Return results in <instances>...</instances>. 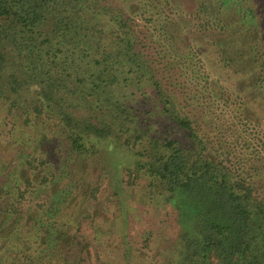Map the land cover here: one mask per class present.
Returning <instances> with one entry per match:
<instances>
[{
  "label": "trees",
  "instance_id": "trees-1",
  "mask_svg": "<svg viewBox=\"0 0 264 264\" xmlns=\"http://www.w3.org/2000/svg\"><path fill=\"white\" fill-rule=\"evenodd\" d=\"M167 11L188 26V49L201 47L192 28L203 24L218 52L264 73V0H0V129L9 115L36 121L34 136L16 126L0 136V264H99L91 248L113 236L84 227L96 177L109 175L102 140L134 154L129 184L142 179V201L165 207L175 229L153 263L149 238L147 252L135 250L124 217L121 249L105 264H264V197L217 154L212 112L177 91L202 78L173 51ZM54 134L71 154L37 185Z\"/></svg>",
  "mask_w": 264,
  "mask_h": 264
},
{
  "label": "rangeland",
  "instance_id": "rangeland-1",
  "mask_svg": "<svg viewBox=\"0 0 264 264\" xmlns=\"http://www.w3.org/2000/svg\"><path fill=\"white\" fill-rule=\"evenodd\" d=\"M136 1L144 2L145 0ZM166 18L170 20L168 22L171 23L172 32L175 35V38L171 41L173 51L184 53L189 57L187 59L184 56V60L186 58L192 68L200 72L202 78L201 85L197 86V89L177 91L183 92L185 98H187L186 104L188 102L193 104V98L195 99L198 95L197 99L201 100L199 105L201 104V107H204L205 110L208 109L212 112L213 116L210 120L212 119L214 130L210 129L211 132L213 131L211 136L223 148L217 154H221V158L225 159L226 163L236 172L249 173L252 175L250 178L255 177L253 183L264 197V101L262 99L264 73L249 72L251 70V58L249 57L241 59L240 62L242 63L238 66L235 56L230 54L227 57L222 52H218L216 43L210 37L212 32H210V29L207 31L203 24L201 27L198 25L192 28L196 32L199 30L197 34L199 41L202 42V48L193 46L192 50L188 49L191 40L188 26L176 20L170 12H168ZM156 39L154 38V40ZM204 40H206V43ZM251 40L252 36L249 37L247 42H244V45ZM186 42H188V45ZM161 44L162 41L158 44L159 50H161ZM239 68H241V71L238 70ZM181 74L184 73L181 72ZM36 95L35 91L27 92L25 98L29 101L35 98ZM194 104L196 105V102ZM4 125L0 129V132H2L0 133L1 138L4 135L10 136L11 131L15 129L14 126L19 131L24 130L23 132L27 133V136L24 137L35 135L36 121L33 116H30V120L25 124L23 119L17 121L9 115ZM14 137H10V140ZM48 143V146L45 145L41 149L40 156L48 160L49 166L35 164L39 168L38 171L36 170L38 172L37 185L42 184L44 176L49 172L63 171V163H65L66 157L71 154L66 142L61 138H56L55 134L48 138ZM98 148L109 169V175L96 177V183L102 188L96 193L98 200L88 204V207L93 210V221L91 220L90 223L86 224L84 232H92L93 236H100L99 232L101 234L109 233L113 236L109 239L108 244L106 242L102 245L95 243L92 246L93 252L100 254L98 263L105 264L107 259L114 260V254L120 251V235H123L124 231L121 221L124 217L130 218L131 228L129 232L135 250L142 249V253H145V249L147 252L149 248L145 246L144 240L149 238V246L152 250L147 253H149L150 260L156 263L160 260L157 255L158 246L162 245L164 239H170L172 232L175 231L172 219L166 217L165 207L160 208L155 205V202L150 204L142 201L138 186L142 183V179L138 180L136 185L129 184L132 179L130 180L126 169L133 167L136 162V158L131 151L117 147L109 140L98 142ZM121 179L124 180V183L118 185L117 181ZM97 184L91 185L89 192ZM119 189L121 195H115L114 192ZM90 233L87 235H90ZM104 240L102 238L100 243ZM142 258L149 260L148 256ZM114 264L117 263L114 262ZM138 264H146V262L141 261Z\"/></svg>",
  "mask_w": 264,
  "mask_h": 264
}]
</instances>
